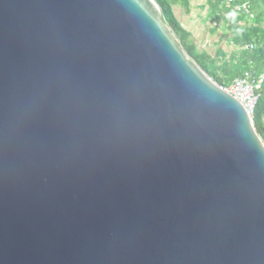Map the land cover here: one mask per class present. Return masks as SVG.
<instances>
[{"label": "water", "instance_id": "95a60500", "mask_svg": "<svg viewBox=\"0 0 264 264\" xmlns=\"http://www.w3.org/2000/svg\"><path fill=\"white\" fill-rule=\"evenodd\" d=\"M0 264H264V141L155 0H0Z\"/></svg>", "mask_w": 264, "mask_h": 264}, {"label": "rangeland", "instance_id": "374dc122", "mask_svg": "<svg viewBox=\"0 0 264 264\" xmlns=\"http://www.w3.org/2000/svg\"><path fill=\"white\" fill-rule=\"evenodd\" d=\"M167 1L175 21L188 34L186 40L191 52L206 55L207 62L212 63L217 74L222 78L224 77L223 68L229 64L240 65V59L247 48L235 34L250 31L253 27H257L259 30L264 29V23L256 24L252 17H244L235 11H230L224 15V18H221L220 14L212 15L207 0H188L187 6L182 0ZM250 1L254 11H257V4L260 0ZM259 6L264 8L262 3ZM172 31L174 32L173 29ZM180 46L182 47L181 44ZM248 47L254 49L255 46ZM182 49L184 50L183 47ZM184 52L187 57L197 63L191 53L189 54L185 50ZM209 78L216 82L214 77L209 76ZM261 122L264 126V113L261 115Z\"/></svg>", "mask_w": 264, "mask_h": 264}, {"label": "trees", "instance_id": "16d2710c", "mask_svg": "<svg viewBox=\"0 0 264 264\" xmlns=\"http://www.w3.org/2000/svg\"><path fill=\"white\" fill-rule=\"evenodd\" d=\"M160 6L164 20L174 30L176 36L179 39L180 44L193 58L197 61L198 65L209 75L214 77L216 83L229 85L232 80L242 74L246 69L252 70L257 74H264V29L259 30L257 27H253L250 31H246L242 34H235L236 37L241 41L242 44L246 45L247 48L240 59V65H227L223 68L224 77H220L217 74L215 67L212 63L207 62V56L204 54H196L191 52L190 46L187 44V32L182 29L175 21L170 4L167 0H155ZM177 0H174L176 2ZM248 1L250 3L251 10L254 13L253 21L256 24L264 23V8L260 3L264 4V0H260L257 4V11H254L250 0H237V3ZM185 6L188 5V0H182ZM209 8H211V14L216 16L220 14L221 18L227 15L231 10V7H227L226 0H207ZM220 12V13H219ZM242 16H246L244 13H239ZM226 19V18H225ZM255 46L254 49H250L248 46ZM264 113V83L261 90V97L255 109L254 114V126L256 131L264 141V126L261 122V115Z\"/></svg>", "mask_w": 264, "mask_h": 264}, {"label": "built area", "instance_id": "2783aa9c", "mask_svg": "<svg viewBox=\"0 0 264 264\" xmlns=\"http://www.w3.org/2000/svg\"><path fill=\"white\" fill-rule=\"evenodd\" d=\"M236 1L226 0L227 7H231V10L237 13H244L247 17H254L248 1L240 3ZM263 83L264 74H257L252 70L246 69L242 74L235 77L229 85L217 84L242 103L254 123L255 109L261 97Z\"/></svg>", "mask_w": 264, "mask_h": 264}]
</instances>
